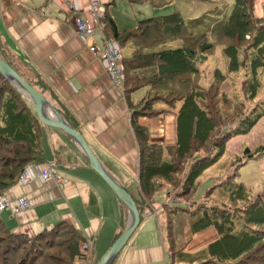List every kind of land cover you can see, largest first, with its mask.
Instances as JSON below:
<instances>
[{"label":"trees","instance_id":"16d2710c","mask_svg":"<svg viewBox=\"0 0 264 264\" xmlns=\"http://www.w3.org/2000/svg\"><path fill=\"white\" fill-rule=\"evenodd\" d=\"M141 1L156 8L172 2ZM254 7V0H233L229 11L220 13L223 17L220 25L231 24L228 34L221 36L230 42L228 47L222 44L220 34L217 36L218 27L193 30L198 23L196 18L186 19L176 9L165 15L142 18L135 26L123 30H118L113 22L108 23L110 31L106 37L119 43L123 55L122 87L132 109L138 142L143 208L155 202L159 191L175 184L172 177L176 174L182 179L176 187H169L175 192L176 201L160 200L167 217L166 236L172 256L182 255L185 243L202 228L214 226L218 231L219 239L208 245L204 254L198 252L188 257L189 264H264L263 200L246 203L252 192L242 182L237 183V188H230L225 183L226 176L210 179L215 182L197 194L205 172L225 152L227 139L240 133L227 132L218 142L211 139L225 119L223 113L212 110L232 97L224 91L225 73L219 68L213 70L220 76L217 86L210 79L207 86L199 87V65L222 46L228 71L238 70L237 51L247 35L262 55L264 27L262 18L252 15ZM216 11V7L210 10ZM259 55L251 59L253 73L259 67L255 64ZM15 89L0 72V191L16 183L29 165L44 161L41 121L32 103ZM140 90H144L143 94L138 99L132 98V93ZM197 99L203 101L202 105ZM164 114L175 115L172 145L151 142L148 127L139 123L141 117ZM204 148L208 150L205 152ZM244 155L247 159L255 158L247 148ZM136 204L141 218V208ZM230 217L241 223L237 233L231 234L223 221ZM227 240L233 243L228 244ZM82 241L81 232L64 220L30 237L11 233L0 218V264H84L89 257L80 250Z\"/></svg>","mask_w":264,"mask_h":264},{"label":"crops","instance_id":"0c3cea01","mask_svg":"<svg viewBox=\"0 0 264 264\" xmlns=\"http://www.w3.org/2000/svg\"><path fill=\"white\" fill-rule=\"evenodd\" d=\"M92 1L74 0L75 8L69 9L58 0H0V57L81 132L104 170L139 204L140 222L109 264H179L177 259L204 254L219 239L218 231L214 226L202 228L185 243L182 255L173 257L160 202L164 193H158L148 208L142 205L139 148L123 84L115 85L100 58L89 50V45L102 47L110 31L108 23L123 30L155 12L149 13V3L141 0H97L100 12L95 19L101 31L85 40L76 33L73 18L85 15ZM143 92H133L132 98L138 99ZM139 123L148 127L151 142L174 143L175 115L141 117ZM41 130L44 161L31 165L32 179L25 184L17 180L0 191L7 198H26L29 206L18 213L4 210L0 218L11 233L30 237L64 220L88 244L85 264H96L130 224V212L89 166L70 135L42 122ZM48 165L60 181L34 176L36 166Z\"/></svg>","mask_w":264,"mask_h":264},{"label":"rangeland","instance_id":"374dc122","mask_svg":"<svg viewBox=\"0 0 264 264\" xmlns=\"http://www.w3.org/2000/svg\"><path fill=\"white\" fill-rule=\"evenodd\" d=\"M232 3L233 0H172L171 3L158 8L152 7L150 4L147 5H149V13L153 10L155 12V14L151 16L165 15L176 9L186 19L196 18L198 23H195L194 27L191 28L193 30L211 28L213 25L214 27H218L220 33H217V36L220 34L222 44H224V46L226 45L225 47H228L227 45L230 42L221 36L228 34L231 24L225 27L221 26V19H223V17L220 13L224 15L223 13L228 12ZM254 6V12L252 15L256 18H262L261 24H263L264 27V0H254ZM213 7H216L218 11L210 12ZM238 23L240 24V22ZM233 39V42L236 44L235 38ZM245 44L246 46L244 47ZM219 47L221 48L217 49L214 54L209 56L207 60L201 62L199 65V77L201 75L199 87L200 85L207 86L210 79L214 82L216 81L215 84L217 86L220 82V76L215 75L213 70L219 68L225 73L226 81L224 83V91L229 97H232L227 101L222 102V106L218 105L216 108H213L212 112L223 113L222 116H224L225 119L220 122V128L218 126L215 129L211 139L218 142L221 141L222 135L227 132L239 131L240 133L227 139L225 142V152L217 162L205 172L203 176L205 180H203L198 192L195 190L193 194L196 192L197 194L204 192V188L209 187L215 182L210 179L226 176L227 180L225 183L227 186H230V188H237V183L242 182L246 185L245 189L248 188V190L252 192L248 200H246V203L249 204L251 201L256 202L259 199L261 201L263 200L262 202L264 203V50L260 56L256 51L259 49L258 46L254 45L253 41L247 35L241 45H239L237 51L240 61L239 69L229 72L227 69L228 66H226L227 62L225 58H222L224 47ZM256 54L260 56L259 61L255 62V64H259V67H257L255 73H253L251 70V59ZM233 55L234 54L232 53L230 57L233 58ZM228 60H230L229 57ZM15 90L20 93L17 89ZM197 101L202 105L203 101L198 99ZM254 119L256 120L252 123V120ZM249 125L251 126L246 130ZM209 143L210 142L206 145ZM246 148L248 151H252V156L255 158L247 159V156L245 157L244 154ZM207 150V148H204L205 152ZM257 150H260V152H256ZM242 163L245 164L241 165ZM181 179L180 176L178 177L174 174L172 181H175V184H170L169 187H176ZM169 187L162 189L159 193H164L162 200H170L174 202L175 192ZM233 219V217H230L229 219L224 218L223 220L226 227H228L227 230H230L231 234H234V231L237 233L242 227H238L241 223ZM251 225L252 227H255V225ZM230 243L233 242L229 240L228 244ZM175 249H177V247ZM176 251H178V249ZM206 259H209V257ZM94 261L96 262V259ZM177 262L179 264H189L188 262H190V260L182 258L177 259ZM92 263L94 264V262ZM204 264H206V262H204Z\"/></svg>","mask_w":264,"mask_h":264},{"label":"water","instance_id":"95a60500","mask_svg":"<svg viewBox=\"0 0 264 264\" xmlns=\"http://www.w3.org/2000/svg\"><path fill=\"white\" fill-rule=\"evenodd\" d=\"M0 72L5 78L22 93L33 105L39 120L48 126H56L64 130L78 144L86 155L89 166L95 170L105 183L113 190L116 197L124 203L130 212L131 220L128 227L114 240L110 248L96 264H109L113 257L123 248L129 237L134 232L140 222V214L137 204L124 187L114 181V179L104 170L100 161L87 144L83 135L75 127L67 123L60 113L50 104V102L28 81H26L10 64L0 58ZM54 113V116L46 113L47 108Z\"/></svg>","mask_w":264,"mask_h":264},{"label":"built area","instance_id":"2783aa9c","mask_svg":"<svg viewBox=\"0 0 264 264\" xmlns=\"http://www.w3.org/2000/svg\"><path fill=\"white\" fill-rule=\"evenodd\" d=\"M58 1L65 4L69 9L75 8L74 0ZM99 12L100 4L97 2V0H93L87 7L85 15L77 14L74 16V29L76 33L79 34L83 39L87 40L97 29L101 31L102 26L95 19L99 15ZM89 50L100 58L107 74L115 83V85L122 86L125 79V67L119 43L116 40L108 39L105 36L102 47L98 48L96 45H89ZM30 169L31 165H29L28 171L20 173L18 180L21 183H28L32 179V177H30ZM35 170L34 176L42 181H46L48 179L60 181V177L52 165H48L45 168H39L36 166ZM28 206L29 201L26 198H7L0 192V212L9 210L11 213H18L26 209ZM80 250L86 254L88 251V244L86 242L81 243Z\"/></svg>","mask_w":264,"mask_h":264},{"label":"bare ground","instance_id":"6f19581e","mask_svg":"<svg viewBox=\"0 0 264 264\" xmlns=\"http://www.w3.org/2000/svg\"><path fill=\"white\" fill-rule=\"evenodd\" d=\"M46 108H47V107H46ZM46 113H48V114L54 116V113H52V111H50L48 108L46 109ZM28 170H29V167L25 168L23 172L28 171Z\"/></svg>","mask_w":264,"mask_h":264},{"label":"flooded vegetation","instance_id":"af4514ba","mask_svg":"<svg viewBox=\"0 0 264 264\" xmlns=\"http://www.w3.org/2000/svg\"><path fill=\"white\" fill-rule=\"evenodd\" d=\"M82 243H83V241H82Z\"/></svg>","mask_w":264,"mask_h":264}]
</instances>
